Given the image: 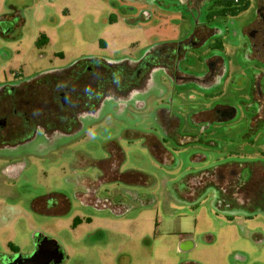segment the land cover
<instances>
[{
	"label": "rangeland",
	"instance_id": "1",
	"mask_svg": "<svg viewBox=\"0 0 264 264\" xmlns=\"http://www.w3.org/2000/svg\"><path fill=\"white\" fill-rule=\"evenodd\" d=\"M202 6L173 0H0V88L80 62H134L189 29L190 10ZM181 12L187 20L179 26ZM252 16L250 10L214 22L224 51L213 49L210 56L224 59L231 100L240 93L234 85L242 76L264 73L241 53L239 31ZM175 90L155 70L134 96L144 103L139 110L126 98H107L72 133L39 128L18 145L0 141V254L11 247L24 254L41 234L61 247L64 264H264V204L240 207L234 197L236 203L222 205L213 187L199 193L192 183L199 178H187L227 154L236 160L237 152L246 157L257 150L264 160V137L250 135L251 144L240 147L242 131L219 128L226 137L175 140L169 159L155 161L148 142L150 135L163 137L159 108L170 120L177 117ZM116 151L120 161L111 173L114 162L105 160ZM241 175L245 180L246 172Z\"/></svg>",
	"mask_w": 264,
	"mask_h": 264
},
{
	"label": "flooded vegetation",
	"instance_id": "2",
	"mask_svg": "<svg viewBox=\"0 0 264 264\" xmlns=\"http://www.w3.org/2000/svg\"><path fill=\"white\" fill-rule=\"evenodd\" d=\"M173 1L180 6L202 4L204 9L190 10L193 13L189 14L192 19L189 29L177 34L174 40L155 45L134 62H80L65 72L44 74L30 83L2 84L1 145L29 141L39 128L48 134L53 131L72 133L82 125L81 117L96 112L107 98H126L128 104L132 101L135 109L139 110L144 103L134 100V96L145 90L151 72L155 70H162L174 83V106L178 113L175 120H170L164 108L157 111L158 123H161L158 128L162 130L163 137L157 139L150 135L147 149L155 161L169 159L172 155L169 143L175 140L177 143L184 139L199 140L200 143L206 137L209 140L205 142H211L215 136L222 134L226 137L223 130L238 129L242 131L239 134L241 143L238 142L241 147V144H251L247 141L250 135L264 137V73H258L260 67L264 68V0H248L247 9L237 15H216L213 5L216 0ZM250 10H253V16L244 22L238 37L243 59L252 63L251 68L258 72L238 80L241 83L234 86L241 88L240 93L231 100L228 85L233 86V82L229 81V74L222 68L224 59L219 55L210 56L213 49L224 51V42L217 36L220 30L214 22L237 18ZM179 18V26L187 20L183 13ZM238 106L242 108L240 112ZM184 119L186 121L182 125ZM230 123L233 125L229 127ZM224 139L219 153L225 148ZM254 154L245 157L237 152L236 160L229 159L227 154L216 159L214 166L190 173L187 178H199L192 181L197 189L201 188L199 193L213 187L218 195L222 192L233 194L240 207L250 209L251 204H264L263 153L255 150ZM107 155L111 160L107 159L105 163L114 162L109 169L112 173L120 161L119 152ZM242 158L246 160L242 161ZM244 171L246 179L242 180ZM54 247L56 245L51 238L35 234L28 252L21 254L17 248L11 247L9 253L1 252L0 264H28L27 258L34 254L37 259L29 264H64L63 250L58 244L56 250Z\"/></svg>",
	"mask_w": 264,
	"mask_h": 264
},
{
	"label": "trees",
	"instance_id": "3",
	"mask_svg": "<svg viewBox=\"0 0 264 264\" xmlns=\"http://www.w3.org/2000/svg\"><path fill=\"white\" fill-rule=\"evenodd\" d=\"M214 9L216 10V15H237L247 9L249 5L248 0H216L214 2ZM219 203L224 205L229 202L236 203V199L233 198V194H219Z\"/></svg>",
	"mask_w": 264,
	"mask_h": 264
},
{
	"label": "water",
	"instance_id": "4",
	"mask_svg": "<svg viewBox=\"0 0 264 264\" xmlns=\"http://www.w3.org/2000/svg\"><path fill=\"white\" fill-rule=\"evenodd\" d=\"M54 242V241H53ZM55 243V242H54ZM55 245H56V247H54L55 248V250L57 249V244L55 243ZM37 259V255L36 254H34V255H32V256H30L29 258H27V261H28V264L29 263H32L34 260H36Z\"/></svg>",
	"mask_w": 264,
	"mask_h": 264
}]
</instances>
